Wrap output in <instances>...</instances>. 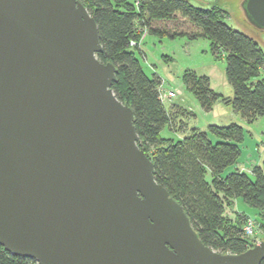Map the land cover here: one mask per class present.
I'll return each instance as SVG.
<instances>
[{"label":"water","instance_id":"1","mask_svg":"<svg viewBox=\"0 0 264 264\" xmlns=\"http://www.w3.org/2000/svg\"><path fill=\"white\" fill-rule=\"evenodd\" d=\"M264 29V0H244ZM81 0H0V244L38 264H261L207 245L138 145Z\"/></svg>","mask_w":264,"mask_h":264},{"label":"trees","instance_id":"2","mask_svg":"<svg viewBox=\"0 0 264 264\" xmlns=\"http://www.w3.org/2000/svg\"><path fill=\"white\" fill-rule=\"evenodd\" d=\"M81 1L99 27L103 47L99 59L111 61L117 68L112 87L134 110L138 145L154 161L157 181L183 205L207 245L223 252L247 250L255 244L244 231L248 215L232 218L227 207L241 198L262 215L264 227V164L254 165L251 173L236 168L224 174L238 162L244 127L238 123L210 124L208 130L186 126L173 111L174 106L161 99L162 78L144 69L138 56L141 44L132 45L131 41H142L147 32L170 37L207 36L213 53L217 57L225 54L234 96L215 91L209 77L192 71L184 73L183 83L205 110H211L221 99L232 102L249 122L264 116V50L260 44L230 26L224 20L227 10L218 4L196 5L190 0ZM164 128L171 134L164 135ZM0 264L38 263L0 244Z\"/></svg>","mask_w":264,"mask_h":264},{"label":"rangeland","instance_id":"3","mask_svg":"<svg viewBox=\"0 0 264 264\" xmlns=\"http://www.w3.org/2000/svg\"><path fill=\"white\" fill-rule=\"evenodd\" d=\"M190 1L196 5H220L228 13L224 20L233 28L252 36L264 50V29L258 28L247 18L243 5L244 0ZM140 41L137 40V42ZM140 44L142 51L138 53V56L146 72L150 75L156 72L162 78L167 90L182 89V94L176 98L167 99L165 103L167 106L171 103H179L186 107L187 111L183 116L186 126H196L208 130L210 124L229 125L238 123L244 127L245 136L240 143L241 153L238 162L229 166L224 174L236 168L251 173L254 165L264 164V116H259L254 121L249 122L232 102L226 103L221 99L217 100L213 108L207 111L200 105L193 90L183 83L184 73L192 71L198 75L209 77L210 86L215 91L221 92L225 96H234V87L227 77L225 54L217 57L212 51L211 41L207 36L192 38L189 34H185L170 37L147 32ZM162 133L164 135L171 134L168 128H164ZM227 211L232 218L239 216L243 218L242 215L251 216L255 222L257 239L264 238V227L261 225L263 217L256 213L255 207L239 198L227 207Z\"/></svg>","mask_w":264,"mask_h":264},{"label":"built area","instance_id":"4","mask_svg":"<svg viewBox=\"0 0 264 264\" xmlns=\"http://www.w3.org/2000/svg\"><path fill=\"white\" fill-rule=\"evenodd\" d=\"M141 42V41H140ZM140 42H137V40H132L131 44L136 45L140 44ZM159 91H160V97L161 99L165 102L167 99H173L178 97L180 94L183 93L181 88H173V89H166L164 87V82L162 81V84L159 86ZM244 231L245 234L254 241V243L259 242L260 240L257 239L256 234H255V222L254 219L249 216L246 218V223L244 225Z\"/></svg>","mask_w":264,"mask_h":264},{"label":"crops","instance_id":"5","mask_svg":"<svg viewBox=\"0 0 264 264\" xmlns=\"http://www.w3.org/2000/svg\"><path fill=\"white\" fill-rule=\"evenodd\" d=\"M231 97V96H230ZM170 105H173L174 107H173V111L174 112H177L178 113V115L181 117V118H184L183 116H185V112L187 111L186 110V107L185 106H183V105H181V104H179V103H171ZM181 134L182 133V131H178V134ZM239 165H243V164H239ZM240 167V166H239Z\"/></svg>","mask_w":264,"mask_h":264}]
</instances>
